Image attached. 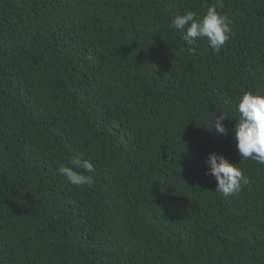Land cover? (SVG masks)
<instances>
[{
    "label": "trees",
    "instance_id": "trees-1",
    "mask_svg": "<svg viewBox=\"0 0 264 264\" xmlns=\"http://www.w3.org/2000/svg\"><path fill=\"white\" fill-rule=\"evenodd\" d=\"M213 5L219 52L171 26ZM250 90L264 0H0V264H264V165L231 135ZM210 152L250 183L217 192Z\"/></svg>",
    "mask_w": 264,
    "mask_h": 264
},
{
    "label": "clouds",
    "instance_id": "clouds-1",
    "mask_svg": "<svg viewBox=\"0 0 264 264\" xmlns=\"http://www.w3.org/2000/svg\"><path fill=\"white\" fill-rule=\"evenodd\" d=\"M171 26L183 31L187 43H192L196 39H206L215 52L221 50L232 33V21L227 15L218 12L215 5L208 7L200 17L191 10L176 14L171 20ZM237 100L236 109L240 115L231 129L236 150L241 160L252 159L264 165V93L246 91ZM227 118L225 114L217 115L211 129L214 128L219 134L228 135L229 130L223 123ZM205 163L208 169L206 175L215 178V190L225 197L239 192L243 186L250 183L242 170L231 164L223 155L210 152ZM58 171L73 186H91L93 183V177L89 173L94 171V166L87 159L72 157L68 164H61Z\"/></svg>",
    "mask_w": 264,
    "mask_h": 264
}]
</instances>
